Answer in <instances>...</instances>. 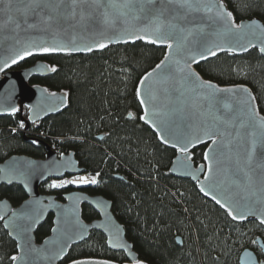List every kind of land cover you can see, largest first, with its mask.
Wrapping results in <instances>:
<instances>
[{
    "label": "trees",
    "instance_id": "16d2710c",
    "mask_svg": "<svg viewBox=\"0 0 264 264\" xmlns=\"http://www.w3.org/2000/svg\"><path fill=\"white\" fill-rule=\"evenodd\" d=\"M224 3L237 23L253 17L264 22V0ZM245 5L247 9L243 10ZM165 53V47L135 41L108 45L87 54L34 55L15 65V69H20L43 60L55 67V72L33 76L29 82L52 92H66L67 105L57 114L30 123L28 129L19 126L28 116L27 108H23L22 116L0 115V162L15 154L43 158L46 145L58 155L72 151L83 173L100 174L97 184L82 190L111 201L112 212L125 227L126 238L139 260L148 264H238L244 248L258 253V246L252 245L251 240L261 236L264 242V226L257 220L233 222L225 210L201 195L194 182L171 175L169 166L177 151L161 144L140 119L138 82ZM195 69L204 79L221 86H248L264 115V57L257 48L240 55L217 53L199 62ZM205 147L190 151L195 166L204 162ZM48 184L40 186L41 193H52L58 200H63V195L74 187L69 184L50 188ZM1 198L16 206L26 195L17 184H0ZM81 212L86 221L98 217L86 204L81 205ZM52 218L48 214L36 227L37 242L49 235ZM14 255L16 243L0 219V264H11ZM84 257L127 261L124 252L107 247L105 236L97 230L70 246L58 264Z\"/></svg>",
    "mask_w": 264,
    "mask_h": 264
},
{
    "label": "snow or ice",
    "instance_id": "6c2138e0",
    "mask_svg": "<svg viewBox=\"0 0 264 264\" xmlns=\"http://www.w3.org/2000/svg\"><path fill=\"white\" fill-rule=\"evenodd\" d=\"M21 2L23 7L18 8L17 11L20 12L22 21L13 20L12 17L8 20L15 24L13 31L18 35L23 25V30L31 29L43 35L38 38L39 42L37 39L24 41L16 39L15 44L21 45V48L16 53V58L11 60L12 64L17 63V60L32 56L35 52H91L93 46H81L77 43L78 39L83 38L77 33V29L79 28L80 32H88L97 21L105 27H113L119 20L124 23L125 27L118 36H105L103 32L99 33L101 40L93 41L96 48L107 47V44L103 42L104 39L117 43L121 40L125 43L142 40L153 45H166L168 52L164 58L140 80L141 86L146 81L152 80L160 85L158 91L149 93V101L154 105L159 101L162 107H153L152 119L148 118V109L145 108L144 115L140 119L151 123L159 133L158 123L166 126V118L174 111L168 109V106L173 102L174 94L178 93L177 98L182 104L179 110L190 111L193 116L201 117L202 135L212 141L214 146L212 151H218L221 156L228 154L227 167L224 169L225 180L219 183L215 181L212 175L213 166L210 162L204 176L209 182V190L206 191V188L202 186L200 191L205 195H211V199L226 210L227 216L233 222H243L249 217L259 216V224L264 226V115L260 114L256 105L257 97L253 95L251 89L243 85L222 88L212 83L211 80L202 78L191 68V63L199 64L208 57H215L218 52H246L249 48L256 47L250 39L247 41V46L240 43L249 36L261 38L259 51L264 53V25L255 20H250L248 24L237 23L233 12L226 9L224 0H21ZM246 9L247 6H243V10ZM30 20L32 22H29ZM5 26L6 24H0V30ZM65 35L68 36L67 42L63 40ZM219 36L232 37L238 47H222L215 42V38ZM45 37H50V39ZM4 67H9V64L5 63ZM2 70L0 68V71ZM50 70L55 72L56 68L51 67ZM225 94L228 95L225 96ZM55 95V93L51 94L52 97ZM136 96L142 97L140 88H137ZM145 103L146 101L141 98L140 104ZM65 104L66 99L60 102L61 107ZM221 109L224 110L223 113ZM9 111L14 115L20 109L12 107ZM128 115L132 117V113ZM29 119L33 117L30 116ZM19 126L21 128L25 126L23 121ZM242 134L251 137L250 146L243 154L239 150V145L233 147V141L243 139ZM159 139L165 145L172 143L163 134L159 135ZM182 141V146L178 147V151L187 154L188 145L193 141L200 143L201 136L185 135ZM258 144L260 145L259 152L257 151ZM173 147L177 145L173 144ZM204 159L210 160L209 153L204 154ZM185 160H191V156L186 155ZM217 163L221 162L217 161ZM184 167L191 169V164L186 163ZM203 167L201 165V169ZM99 175L96 173V176L91 179L80 176L59 184L53 183L51 187H63L68 183L97 184L96 177ZM193 178L197 177L193 176ZM213 191H217L220 198L212 194ZM16 219H22L25 223L17 224ZM32 222H34L33 213L23 211L18 214L14 213L13 219L5 226L11 225L19 239L23 233L29 231L28 225ZM77 229L75 234L83 240L86 229L80 225L78 219L63 232L54 228L53 232H60V236L53 242L58 249L45 258L54 260L64 256L66 247H70L67 241L72 239L69 232ZM108 243L113 248L127 247L125 244L113 242L111 237ZM258 243V255L251 261V264H264V259L259 258L264 257V242L258 239L251 240L252 245ZM30 251L40 250L30 249ZM245 255L251 256L252 254L246 252ZM11 259L28 264L24 256L14 255ZM70 264H113V262L84 257L72 259ZM135 264H145V262L137 259Z\"/></svg>",
    "mask_w": 264,
    "mask_h": 264
},
{
    "label": "water",
    "instance_id": "95a60500",
    "mask_svg": "<svg viewBox=\"0 0 264 264\" xmlns=\"http://www.w3.org/2000/svg\"><path fill=\"white\" fill-rule=\"evenodd\" d=\"M225 4V3H224ZM226 6V4H225ZM23 7L21 0H0V24H6V26L0 30V68L3 70L0 71V115L11 114L9 111L12 107H17L20 111L16 112L22 116L23 108H27L28 116L23 118V122L25 124L24 129H28L30 123H34L40 121L41 119L59 113L66 105H67V94L64 91H49L45 86L40 84H31L29 82L30 78L33 76L43 77L51 74L53 71L50 70V65L43 61L39 60L34 64L23 67L20 69H15L14 66L24 61L28 57H25L23 60H17V63L12 64L11 60L16 58V53L20 51L21 45H16L15 40L19 39L21 41L37 39L43 34L37 32L35 30L28 29L27 31L22 29L19 31L18 35L13 31L15 28V24L13 22H8L9 17H12L13 20L22 21V16L20 12L17 11L18 8ZM227 9V6H226ZM228 10V9H227ZM250 20H255L259 24L264 25V22L259 17L246 18L241 20L245 24H248ZM7 22V23H6ZM29 22H32L31 20ZM238 22V23H240ZM125 27L122 21H117L115 26L113 27H105L99 21H97L94 25L91 26L88 32H80L79 28L77 29V33L81 35L83 38L78 39L77 43L81 46L90 45L93 46L92 51L101 50L96 48L93 45V41L99 42L101 37L99 33L103 32L105 36H118L120 31ZM71 31V30H70ZM94 33V34H93ZM49 38L50 37H45ZM251 40L252 43L256 45L259 51L261 38L256 37H246L241 44L247 46V41ZM64 42H67L68 36H63ZM142 41V40H136ZM104 43L108 45L112 44H126L121 40V42L117 43L115 41L109 42L107 39L103 40ZM133 41H129L127 43H131ZM135 42V41H134ZM215 42L220 44L222 47H238L236 41L230 36H219L215 38ZM157 46H162L166 48V53L168 49L166 45L156 44ZM251 48L248 49V51ZM91 51V52H92ZM227 52V51H222ZM247 52V51H246ZM246 52L236 51V54H244ZM90 53L88 51H79L72 53H51V54H87ZM165 53V54H166ZM220 53V52H218ZM259 53L264 57V53ZM45 53L35 52L32 56H39ZM187 53H185L186 55ZM30 57V56H29ZM164 58V57H163ZM162 58V59H163ZM180 58V57H177ZM210 58V57H208ZM161 59V60H162ZM198 59V57H197ZM202 62V61H200ZM8 63L9 67H4V64ZM189 63H191L189 61ZM196 63H191V68L195 71ZM156 66V65H155ZM154 66V67H155ZM153 67V68H154ZM152 68V69H153ZM150 69L149 71H151ZM148 71V72H149ZM198 73V72H197ZM146 74V73H145ZM142 76V78L145 76ZM201 76V75H200ZM202 77V76H201ZM141 78V79H142ZM203 78V77H202ZM140 79V80H141ZM140 80L138 82L137 88L141 89L142 97H137L138 102L140 104V99L143 98L146 103L141 105L142 115H144L145 108L148 109L149 119H152V110L153 107L161 108V102L157 101L155 105L149 101V93L153 91H158L160 85L156 83L154 80L146 81L143 86L140 85ZM207 80V79H206ZM212 83L217 84L212 81ZM218 85V84H217ZM243 85L247 88L248 86L244 84H236ZM220 87H232L235 85L221 86ZM45 89L47 90L45 92ZM250 89V88H249ZM55 93V97H52L51 94ZM178 93L174 94L173 102L168 106V109H172V113L166 118L167 124L159 125L160 131L158 133L157 128H153L151 123H146L145 120H142L144 124H146L157 136L158 141L163 144L159 135L163 134L166 138L170 139L172 143L165 145L167 147L175 149L176 155L172 159L171 164L169 166V173L178 178L189 179L194 182L198 191L202 196L212 201L211 195H205L204 192L200 191V188L204 186L206 191L209 190V182L205 180V173L208 171V164L211 162L213 166L212 175L217 183L225 180L226 173L224 169L227 167V153L224 156H221L220 153L213 152L212 141L207 137L202 135L201 131V117L193 116L190 111H180L179 109L182 107L181 101L177 98ZM228 94H225L227 96ZM66 99V104L61 107L60 102ZM31 106V108H29ZM55 106V107H53ZM165 109V111H168ZM223 109H221V113H223ZM261 114V113H260ZM262 115V114H261ZM32 116L33 119H29ZM158 122V121H157ZM187 125H191V127H187ZM188 135L189 137L199 135L201 136V142L196 143L195 141L192 144L188 145V153L182 154L178 151V147L182 146V137ZM243 135V134H242ZM101 138V135L97 137ZM29 139V138H28ZM179 141V143H178ZM251 137L247 135H243L242 140L233 141V147L239 145V150L243 154L247 148L250 146ZM173 144H176L177 147H173ZM205 145V153H209L210 160H205L203 155L204 162L198 166H195L191 160H185V156H190V151L198 146ZM45 156L43 158H34L26 154H15L6 158L4 161L0 162V184H17L19 185L25 195L26 198L14 206L8 199L1 198L0 199V219H2V225L5 231L8 233V236L16 243L17 255L16 256H24L25 261L28 264H58L63 257L67 254L69 247H66L65 255L54 260H50L45 258L46 256H51L53 251L58 249V246L53 242L57 240L60 236V232L66 230V228L77 219L80 222L86 232L84 233L85 240L91 230H97L103 233L106 238V245L109 249L113 251H122L124 252L127 261L123 263H118L112 261L113 264H135V261L138 259L136 253L133 251L132 243L126 238L125 227L117 220L114 213L112 212V204L111 201L105 198L101 194H90L82 188H85L91 184H77L74 189L67 191L63 195V200H58L55 198L54 194H44L40 191V186L48 182L51 179H63L66 177L77 176L83 173L84 169L79 165V161L75 157L72 151L58 155L56 151L50 147L49 145L45 146ZM257 151H260V145H257ZM220 161L221 163H217ZM188 163L191 164V169H187L184 165ZM201 165L204 167L201 169ZM193 176L197 177L196 179ZM235 191V189H231ZM212 194H216L218 198L220 195L217 191H213ZM86 204L89 205L93 210H95L98 214V217L91 220L86 221L82 217L81 205ZM101 205L98 207L97 205ZM216 204V203H215ZM219 206V205H218ZM220 207V206H219ZM221 208V207H220ZM225 210V209H223ZM23 211H28L33 213L34 222L30 223L29 231L23 233L20 238H17L16 232L13 227L10 225L6 227V224L13 219L14 213H20ZM226 211V210H225ZM48 214H52V227L49 235H47L41 242H37L35 240V230L36 227L41 224ZM248 220H257L259 221V216L257 217H249ZM247 221V220H246ZM17 224H24L25 221L22 219H16ZM60 229V232H53V229ZM118 230V232H117ZM73 232H69V235L72 236L71 240L67 241V244L72 246L73 244L79 243L83 240L79 239L78 236ZM113 239L115 243L125 244L126 248H113L109 245V238ZM255 239H258L260 242H263L261 236H257ZM176 242L178 244L181 243L180 237H176ZM259 248V243L257 244ZM30 249H39L40 251L34 252L30 251ZM249 252L252 255L246 256L245 253ZM27 253V255H25ZM257 253L250 249L244 248L238 257V264H251V261L257 257ZM106 260V259H101ZM111 261V260H110ZM145 262V261H144ZM11 264H22L20 260L12 261ZM67 264H70L67 263ZM145 264H148L145 262Z\"/></svg>",
    "mask_w": 264,
    "mask_h": 264
},
{
    "label": "rangeland",
    "instance_id": "374dc122",
    "mask_svg": "<svg viewBox=\"0 0 264 264\" xmlns=\"http://www.w3.org/2000/svg\"><path fill=\"white\" fill-rule=\"evenodd\" d=\"M80 176H85V175L66 177V178H63V179H51V180H49V184H48V186H49L50 188H62V187H51V185H52L53 183H57V184H59V183H62V182H64V181L77 179V178H79ZM93 176H95V175H92V176H90V175H86L85 177H88L89 179H91ZM69 184H71V183L65 184L63 187H65V186H67V185H69ZM72 185L75 187L77 184H72Z\"/></svg>",
    "mask_w": 264,
    "mask_h": 264
},
{
    "label": "flooded vegetation",
    "instance_id": "af4514ba",
    "mask_svg": "<svg viewBox=\"0 0 264 264\" xmlns=\"http://www.w3.org/2000/svg\"><path fill=\"white\" fill-rule=\"evenodd\" d=\"M49 182V181H48ZM73 189H74V187H73ZM258 254V253H257Z\"/></svg>",
    "mask_w": 264,
    "mask_h": 264
}]
</instances>
